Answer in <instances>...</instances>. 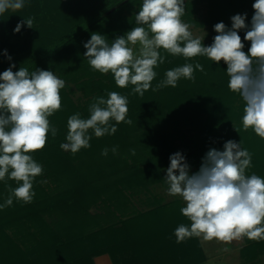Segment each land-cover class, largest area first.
<instances>
[{
	"label": "trees",
	"instance_id": "16d2710c",
	"mask_svg": "<svg viewBox=\"0 0 264 264\" xmlns=\"http://www.w3.org/2000/svg\"><path fill=\"white\" fill-rule=\"evenodd\" d=\"M142 2L24 0L22 9L0 14V74L14 64V72L21 67L30 73L49 70L65 81L61 109L48 118L57 134L53 137L49 131L43 150L31 153L43 167L33 181L32 202L13 198L12 206L0 208V264H96L95 258L105 254L112 264H198L205 257L198 237L177 243L174 234L181 224H191L181 213L182 199L177 196L167 203L156 199L155 207L139 210L133 197L154 184L167 185L163 170L170 166L172 154L181 153L192 174L211 148L222 151L228 140L240 142L252 154L246 175L264 179V139L252 128H243L244 102L234 105L239 94L217 80L220 74L228 77L221 71L226 70L220 66H226L223 61L186 59L161 49L165 62L154 69L152 88L167 70L185 63H200L204 71H195L194 81L182 78L175 88H150L143 96L133 93L131 84L118 87L111 73L92 69L84 44L93 33L105 36L109 44L124 36L137 26L135 16ZM254 2L185 0L181 19L209 27L212 37L203 44L210 46L217 23L231 28V17L246 14L250 26ZM28 18L33 19V28L25 24L14 32ZM245 32L238 34L247 52ZM112 91L127 97L126 120L132 124L122 122L115 134L100 138L89 130L90 147L75 154L61 149L68 118L77 112L88 118L95 98L107 99ZM105 148L107 156L102 155ZM8 186L18 183L0 181V205L9 195ZM244 240L241 264H260L264 240Z\"/></svg>",
	"mask_w": 264,
	"mask_h": 264
},
{
	"label": "clouds",
	"instance_id": "9594fccd",
	"mask_svg": "<svg viewBox=\"0 0 264 264\" xmlns=\"http://www.w3.org/2000/svg\"><path fill=\"white\" fill-rule=\"evenodd\" d=\"M23 7L24 0H0V14ZM253 9L250 26L245 22L246 14H236L231 17V28L223 22L214 25L217 35L210 46H205L204 37H194L190 25L181 19L185 0H143L135 16L137 26L111 44L105 36L93 33L84 44V56L93 70L111 73L120 88L133 85L132 92L140 96L152 88L157 76L154 69L165 62L161 49L186 59L200 56L217 64L223 61L229 89L244 102L243 128H252L264 139V0H255ZM25 24L33 28V19H23L14 32ZM242 29L246 30L243 39L250 42L247 52L238 34ZM14 67L12 64L0 74V181L7 178L18 186H8L9 195L0 208L12 206L13 198L25 204L32 202L33 181L43 173V167L31 153L43 150L49 131L56 136L57 129L48 118L61 109L60 90L65 87V81L52 71L37 69L30 73L21 67L14 72ZM197 70L204 71L200 63L167 70L152 90L175 88L182 78L194 81ZM127 105V97L116 91L109 92L107 99L95 98L88 118H81L79 112L68 118L66 142L61 149L75 154L90 147L89 130L100 138L115 134L116 125L122 122L132 124L126 120ZM112 152H116L115 147ZM107 154L105 148L102 155ZM169 159L164 177L168 195L182 198L185 206L181 213L191 221L190 227L181 224L175 229L177 243L192 237L225 244L244 237L264 240V179L254 173L246 175L252 166V154L242 149L240 142L228 140L222 151L211 148L199 171L192 174L181 153Z\"/></svg>",
	"mask_w": 264,
	"mask_h": 264
},
{
	"label": "rangeland",
	"instance_id": "374dc122",
	"mask_svg": "<svg viewBox=\"0 0 264 264\" xmlns=\"http://www.w3.org/2000/svg\"><path fill=\"white\" fill-rule=\"evenodd\" d=\"M183 22L188 23L186 21H183ZM188 24L190 25V31L193 33L194 37H204L203 41H206V42L211 39L212 33H211V29L209 27H207V26H196V25H193L191 23H188ZM138 47L139 46L137 45L136 48L138 49ZM220 66H221V68H227V65L223 66V64H221ZM221 71L227 75L226 70H221ZM217 80L219 82L223 81V82H225V84L228 85L229 77L225 78L224 75L220 74V76L218 77ZM242 101L243 100L238 95L237 97H235L233 104L234 105H236V104L240 105L242 103ZM166 170H167V168L163 170V174L165 176H166ZM176 197L177 196L173 197V196L168 195V185H165L162 183H157V184L152 185L149 188L148 192L134 196L133 197V203L135 204V207L138 208L139 210H147V209L155 207V205L157 203L154 200H156V199H157V201L159 200L160 203H167V202H170V201L176 199ZM178 197L181 198L180 196H178ZM182 204H184L183 200H182ZM184 206H185V204H184ZM210 245H212V247ZM222 248H223V246L221 245V243L217 242L215 239L205 243V250L207 252H210L213 249H218L221 251ZM95 263L96 264H112L109 257L107 256V254L96 257ZM215 263L222 264V261H221V263L219 261H215Z\"/></svg>",
	"mask_w": 264,
	"mask_h": 264
},
{
	"label": "crops",
	"instance_id": "0c3cea01",
	"mask_svg": "<svg viewBox=\"0 0 264 264\" xmlns=\"http://www.w3.org/2000/svg\"><path fill=\"white\" fill-rule=\"evenodd\" d=\"M198 239L205 255L204 260L198 264H219L215 263V261H219L220 263L222 261V264H241L240 250L245 243L244 238L238 241L234 240L229 244H225L216 240L217 242L221 243L224 249L222 248L221 251L218 249H213L210 252L205 250V243L208 241H203L202 238L199 237ZM210 246L212 247V245ZM226 248L228 249L227 251H225ZM259 263L264 264V255L259 256Z\"/></svg>",
	"mask_w": 264,
	"mask_h": 264
}]
</instances>
